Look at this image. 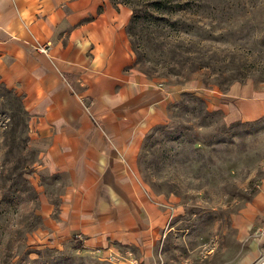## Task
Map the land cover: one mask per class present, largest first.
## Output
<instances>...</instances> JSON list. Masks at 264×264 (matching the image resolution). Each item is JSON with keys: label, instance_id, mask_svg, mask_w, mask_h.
<instances>
[{"label": "crops", "instance_id": "1", "mask_svg": "<svg viewBox=\"0 0 264 264\" xmlns=\"http://www.w3.org/2000/svg\"><path fill=\"white\" fill-rule=\"evenodd\" d=\"M131 13L112 0H0V81L21 97L40 170L63 178L56 194L39 192L33 238L155 264L178 212L171 195L140 178L138 155L187 86L161 83L135 66ZM46 41L49 52L37 51ZM191 87L228 122L264 115V89L250 83ZM233 225L247 240L238 264H250L264 251V233L250 236L264 230V180Z\"/></svg>", "mask_w": 264, "mask_h": 264}, {"label": "rangeland", "instance_id": "2", "mask_svg": "<svg viewBox=\"0 0 264 264\" xmlns=\"http://www.w3.org/2000/svg\"><path fill=\"white\" fill-rule=\"evenodd\" d=\"M172 16L191 27L187 32L172 29L168 38L181 47L194 45L197 51L191 56L219 70L202 68L185 76L145 73L161 83L187 86L165 122L148 131L138 155L140 178L155 192L171 195L178 212L170 219L155 264H238L247 240L238 239L233 215L264 180V115L251 124L228 122L191 86L225 90L239 82L264 89V0L223 11L185 5ZM142 38L147 66L165 56ZM12 91L0 81V264H136L133 258L122 263L85 252L73 241L55 246L33 238L41 224L39 192L44 187L56 194L63 178L40 170L29 116ZM255 230L251 237L264 233Z\"/></svg>", "mask_w": 264, "mask_h": 264}, {"label": "trees", "instance_id": "3", "mask_svg": "<svg viewBox=\"0 0 264 264\" xmlns=\"http://www.w3.org/2000/svg\"><path fill=\"white\" fill-rule=\"evenodd\" d=\"M114 3H124L131 7V18L127 24L126 30L129 36L132 51L135 55L134 64H138V69L148 75L152 72L159 74H173L175 76H185L191 72L202 68L212 69L213 72L219 70L209 62L200 60L197 56H191L197 51L194 45L190 47H181L177 41L172 42L169 32L172 29L187 32L191 24L184 26L179 20H174L172 14L181 12L185 5L192 8L210 7L220 9L221 11L232 8H248L254 6L255 0H112ZM202 1V2H201ZM215 6V7H214ZM137 28L144 30L145 34H138ZM142 37H147L148 46L151 50L158 51L165 56L159 61L147 66L145 61L144 44L141 43ZM160 39V40H159ZM153 40V41H152ZM229 79V81H231ZM232 82V81H231ZM229 82V84L231 83ZM7 88V87H6ZM12 91V90H11ZM13 92V91H12ZM19 106L23 107L21 100ZM24 109V108H23ZM25 110V109H24ZM26 112V111H25ZM27 113V112H26ZM245 124H251V121H245ZM74 247H80L75 244Z\"/></svg>", "mask_w": 264, "mask_h": 264}, {"label": "built area", "instance_id": "4", "mask_svg": "<svg viewBox=\"0 0 264 264\" xmlns=\"http://www.w3.org/2000/svg\"><path fill=\"white\" fill-rule=\"evenodd\" d=\"M51 45V41H46L45 43L37 44L35 48L39 52L48 53ZM250 264H264V251L261 252L257 258L252 260Z\"/></svg>", "mask_w": 264, "mask_h": 264}]
</instances>
